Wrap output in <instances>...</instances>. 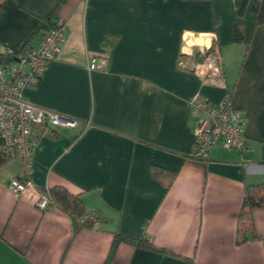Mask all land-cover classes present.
I'll return each instance as SVG.
<instances>
[{"label": "crops", "instance_id": "obj_1", "mask_svg": "<svg viewBox=\"0 0 264 264\" xmlns=\"http://www.w3.org/2000/svg\"><path fill=\"white\" fill-rule=\"evenodd\" d=\"M59 0H0V54L36 46ZM253 0H68L56 17L66 40L44 75L24 91L31 104L77 121L50 126L28 176L39 189L78 195L97 229L73 236L69 217L42 211L8 186L24 177L15 158L0 168V264H103L113 234L143 237L194 264H264V208L236 244L246 185L264 183V25ZM243 8V13L240 14ZM242 32L240 43L234 31ZM194 38V39H191ZM107 43V44H104ZM215 45L224 88L194 73L199 49ZM198 52V53H197ZM104 71H89L93 57ZM231 91L246 150L218 145L206 161L187 157L195 118L189 101ZM174 173L169 189L150 167ZM110 264H182L120 244Z\"/></svg>", "mask_w": 264, "mask_h": 264}, {"label": "built area", "instance_id": "obj_2", "mask_svg": "<svg viewBox=\"0 0 264 264\" xmlns=\"http://www.w3.org/2000/svg\"><path fill=\"white\" fill-rule=\"evenodd\" d=\"M66 40V24L57 18L46 30L39 43L18 52L6 62H0V143L6 157L22 162L23 180H12L8 189L16 196H27L36 208L45 211L53 207L48 197V189L37 188L30 180L31 158L34 149L50 126L73 129L77 121L60 113L44 109L29 103L24 91L35 84L55 61L62 51ZM210 50V54L206 51ZM203 61L194 66V73L206 86L224 88V78L220 64V55L215 45L208 49H199ZM107 58L93 57L88 65L89 71H104ZM195 118L191 157L206 161L211 152L221 145L225 149L244 151L247 148L243 135L242 112L231 103L228 90L222 100L211 103L198 94L188 102ZM85 219L97 229L99 220L95 216ZM80 222L83 223L84 220Z\"/></svg>", "mask_w": 264, "mask_h": 264}, {"label": "trees", "instance_id": "obj_3", "mask_svg": "<svg viewBox=\"0 0 264 264\" xmlns=\"http://www.w3.org/2000/svg\"><path fill=\"white\" fill-rule=\"evenodd\" d=\"M5 1V0H2ZM68 0H59L57 5L55 6L52 13L47 16L45 19L46 25L44 26L46 30L50 26L53 25L54 21L57 19L56 14L59 10V8L66 3ZM248 1V0H245ZM253 13L255 15V27H259L264 25V0H253ZM243 13V8L240 11V14ZM234 37L235 41L237 43H240L242 40V32L241 29L236 26L234 31ZM104 44H107L104 42ZM198 53V52H197ZM211 51L207 50L206 54H210ZM17 53H11L8 55L0 54V62H6L15 57ZM203 61V57L200 53H198L197 56V63H200ZM231 94V91H229ZM190 152L187 154V157H191ZM192 158V157H191ZM193 159V158H192ZM12 159L9 157H6L2 150H1V143H0V168L5 166L8 162H10ZM150 173L152 178L159 181L162 186L165 189H169L172 185V182L174 180V173L168 172L166 170L157 168L155 166L150 167ZM25 176L20 179L23 180ZM48 197L50 201L53 204V207L57 208L64 214H66L71 223L72 227V234L73 236L77 235L82 230H91L93 225L90 220L85 219L87 216H95L100 219L98 215L87 213L84 207V204L82 203L81 199L78 195L71 194L68 190H66L64 187L56 186L53 188H50L48 190ZM256 208H264V183L255 184V185H246L244 187L243 191V202L242 206L238 215V223L241 226H247L243 229H240L236 235V244L242 245L247 241L248 233L251 232L250 229L253 226V216L252 212ZM84 220L83 223H81V220ZM254 239H260L263 241L264 244V238H261L260 236L256 235L255 233H251ZM120 244H128L134 247L143 248L147 250L155 251L159 254H164L170 257H175L179 259L182 264H194L191 259L185 258L182 256H177L174 253L164 249V248H156L150 243H148L143 237L141 238H129L119 233L113 234V241L108 253V256L103 264H110L116 254L117 247Z\"/></svg>", "mask_w": 264, "mask_h": 264}, {"label": "rangeland", "instance_id": "obj_4", "mask_svg": "<svg viewBox=\"0 0 264 264\" xmlns=\"http://www.w3.org/2000/svg\"><path fill=\"white\" fill-rule=\"evenodd\" d=\"M191 39H194V38H191Z\"/></svg>", "mask_w": 264, "mask_h": 264}]
</instances>
